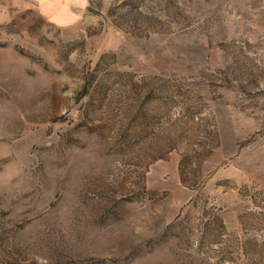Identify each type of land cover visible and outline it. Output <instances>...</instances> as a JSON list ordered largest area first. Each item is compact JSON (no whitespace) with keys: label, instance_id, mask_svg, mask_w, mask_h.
Returning <instances> with one entry per match:
<instances>
[{"label":"rangeland","instance_id":"1","mask_svg":"<svg viewBox=\"0 0 264 264\" xmlns=\"http://www.w3.org/2000/svg\"><path fill=\"white\" fill-rule=\"evenodd\" d=\"M0 264H264V0H0Z\"/></svg>","mask_w":264,"mask_h":264}]
</instances>
